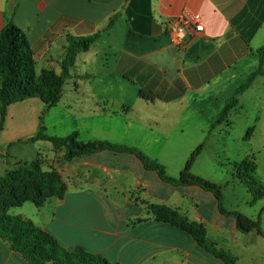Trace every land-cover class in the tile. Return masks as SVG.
<instances>
[{
	"label": "crops",
	"instance_id": "crops-1",
	"mask_svg": "<svg viewBox=\"0 0 264 264\" xmlns=\"http://www.w3.org/2000/svg\"><path fill=\"white\" fill-rule=\"evenodd\" d=\"M183 13L199 16L205 28L188 34L181 47L173 29ZM8 20L25 32L37 71L60 72L68 37L98 32L72 67V73L82 75L76 90L83 99L74 105L62 102V96L55 106H46L49 112L60 111L54 124L67 131L59 136L77 131L84 142L137 147L173 177L180 175L187 150L199 145L206 126L221 113L218 106L209 112L212 101L222 98L223 110L229 99L221 94L247 82L264 46V0H0V33ZM140 90L154 98H142ZM256 90L264 94V66L242 92ZM19 102L9 106L0 137ZM192 136L195 143L187 149ZM34 143L36 158L43 151L45 159L66 153L47 140ZM202 153L192 172L212 180L199 167ZM55 167L67 185L64 197H50L31 217L20 216L48 230L67 250L81 246L112 264H227L191 233L159 220L152 210L156 205L202 224L207 239L235 257L233 264H264V235L242 232L234 217L220 211L213 192L166 182L134 154L103 149ZM241 185L246 187L240 180ZM223 194L225 208L239 210ZM258 201L252 203L258 211L245 214L260 218L264 230V198ZM0 264L30 263L0 237Z\"/></svg>",
	"mask_w": 264,
	"mask_h": 264
},
{
	"label": "trees",
	"instance_id": "trees-1",
	"mask_svg": "<svg viewBox=\"0 0 264 264\" xmlns=\"http://www.w3.org/2000/svg\"><path fill=\"white\" fill-rule=\"evenodd\" d=\"M114 17H111L109 26ZM99 37V33L68 37V45L61 61V71L46 68L36 69L34 51L25 32L11 20L0 33V132L3 130L11 104L32 97L40 98L47 107L59 103L67 80L75 77L72 67L79 51L88 50ZM259 67L252 72L246 83L241 85L238 93L247 89L254 77L263 73L264 46L258 50ZM139 95L148 100L154 98L153 93L140 90ZM239 104L238 95L229 99L219 116L211 123V128L222 123L230 111ZM251 135V129L248 136ZM47 140L56 149L65 148L69 154L66 160L75 156H86L103 149L126 152L136 155L149 170L156 171L161 179L174 185H198L211 191L219 202L220 211L236 219L238 228L245 233L256 231L264 235L260 218L254 219L239 210H227L224 206L222 186L203 176L192 172L193 165L201 154L204 143H200L188 157L178 177L168 174L166 166L159 160L146 154L141 149L124 144L97 140L84 142L77 131L65 136L49 135L38 131L27 141ZM234 175L251 191L252 203L264 198V181L255 177L256 162L244 158L231 163ZM67 185L56 169L44 170L41 160L20 164L18 168L9 170L0 176V237L15 251L21 253L30 264H112L106 257L92 253L79 246L74 250L65 249L59 241L46 229L31 218L9 214V208L21 206L31 201L40 208L50 197H64ZM159 220L170 222L178 228L191 233L201 245L213 255L222 258L227 264H233L235 257L227 251L219 250L207 239L206 229L202 224L190 222L184 215L167 206H152Z\"/></svg>",
	"mask_w": 264,
	"mask_h": 264
},
{
	"label": "rangeland",
	"instance_id": "rangeland-1",
	"mask_svg": "<svg viewBox=\"0 0 264 264\" xmlns=\"http://www.w3.org/2000/svg\"><path fill=\"white\" fill-rule=\"evenodd\" d=\"M73 74L75 77L67 80L65 84L62 102L75 105L76 101L83 99L82 93L76 90L82 75ZM92 86L94 87V85H90L91 90ZM85 87L87 88L88 85L86 84ZM217 95L219 96L220 93ZM221 95L227 99L238 95L239 104L230 111L227 118L228 122L226 120L214 128L206 126L207 135L199 140V144L204 143L199 167L212 181L220 183L229 205L237 207L244 214L253 213V210L254 212L258 211V205L252 206V199L250 198H253V195L243 185L239 186L240 180L234 175L231 163L241 161L244 158H248L250 161L255 160V177L264 181V94L258 90L251 93H238V90H234ZM18 104L15 108V114L10 117L8 129L0 137V176H4L9 170L18 168L21 163H30L37 159L41 160L42 167L43 163L48 164L47 169L43 167L44 170H57L55 164L59 166L64 164L69 155L67 152L65 155L56 153L51 159L49 157L45 159V152L43 151L40 152V157L36 158L38 148L33 141L20 139L10 143V140L17 137L33 136L40 130L49 135L59 136V133L67 131L65 126L54 124L58 119H61L60 111L54 109V111L49 112V108L38 97L28 98ZM217 106L218 110H216L220 113L223 107L222 98L219 101H212L209 112L215 111ZM259 113H262L261 120L256 119ZM45 121L47 122L46 127L44 126ZM195 127L197 126L193 128ZM250 128L253 130L248 136ZM193 139L192 136L186 140L187 149H190L189 146L195 143ZM60 149L62 148L58 150ZM187 151L186 157L188 158L193 150ZM258 200V204H260V199ZM36 210V205L28 201L22 207L9 208L8 212L11 215L28 214L31 217Z\"/></svg>",
	"mask_w": 264,
	"mask_h": 264
},
{
	"label": "built area",
	"instance_id": "built-area-1",
	"mask_svg": "<svg viewBox=\"0 0 264 264\" xmlns=\"http://www.w3.org/2000/svg\"><path fill=\"white\" fill-rule=\"evenodd\" d=\"M205 26L201 22L199 16H190L187 13L181 14L179 17L175 19L174 22V41L175 44L184 47L187 43V36L188 34L192 33L193 31L202 32Z\"/></svg>",
	"mask_w": 264,
	"mask_h": 264
}]
</instances>
